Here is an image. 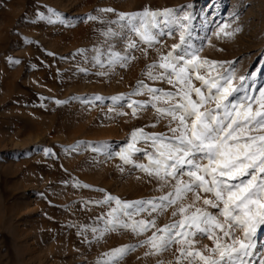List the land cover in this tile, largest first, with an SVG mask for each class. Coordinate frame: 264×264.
<instances>
[{"label": "rangeland", "instance_id": "1", "mask_svg": "<svg viewBox=\"0 0 264 264\" xmlns=\"http://www.w3.org/2000/svg\"><path fill=\"white\" fill-rule=\"evenodd\" d=\"M146 6L189 13L202 38L197 41L202 57L233 62L234 84L243 76L257 90L264 86V0H0V264H96L103 253L145 239L123 230L96 239L99 233L84 229L102 227L97 218L110 207L90 201L105 195L137 201L163 194L155 180L124 165L116 153L134 129L167 132L164 122L152 127L150 107L134 118L126 101L113 104L111 97L127 95L140 80L168 89L144 73L178 36L162 37L147 55L131 50L128 54L136 59L127 66L100 67L93 57L96 49L107 51L101 32L108 25L87 20L93 15L110 21ZM109 8L114 11H99ZM223 24L230 25L227 31H240L231 38L217 37ZM128 39L136 38L120 31L108 43L123 55ZM102 72L106 74L98 75ZM96 96L103 99L94 100ZM98 144L105 149L93 151ZM171 212L159 216L157 225L169 223ZM137 218L151 217L143 213ZM256 240L254 254L264 258V231L258 229ZM146 250L137 246L121 264L172 259L171 253L146 256Z\"/></svg>", "mask_w": 264, "mask_h": 264}, {"label": "snow or ice", "instance_id": "2", "mask_svg": "<svg viewBox=\"0 0 264 264\" xmlns=\"http://www.w3.org/2000/svg\"><path fill=\"white\" fill-rule=\"evenodd\" d=\"M54 15L60 19L59 14ZM40 19L45 17L41 15ZM192 19L187 12L147 6L134 13H118L110 21L87 17L108 25L101 32L107 51L96 49L93 57L100 67L127 66L136 59L128 54L131 50L147 55L148 49L162 43V37L178 36V41L166 53H159L144 73L148 80L166 83L168 89L140 80L127 95L111 97L113 104L126 101L134 118L150 107L155 115L152 127L164 122L167 132L134 129L126 147L116 153L124 165L155 180L163 194L137 201L105 195L100 201L89 202L110 206L97 218L102 220V227L85 226V231L99 233L96 239L121 230L145 236L137 245L103 253L96 264H121L137 246L147 249L146 256L171 253L172 259L158 264H264V258L254 254L257 231H264V86L257 90L243 76L234 84L233 62L202 57V45L197 44L202 38L195 34ZM111 25L118 26L126 37L131 34L136 38L128 39L123 55L112 51L108 43L120 35ZM229 27L220 25L217 37L231 38L240 31H227ZM141 44L143 49L139 48ZM135 96L147 99H132ZM141 143L145 147L137 146ZM104 149V144L92 148L96 152ZM138 157L146 163H138ZM189 196L190 203L186 202ZM169 209L172 219L158 226L157 218ZM143 213L151 218L138 219ZM203 239L210 244H201Z\"/></svg>", "mask_w": 264, "mask_h": 264}]
</instances>
